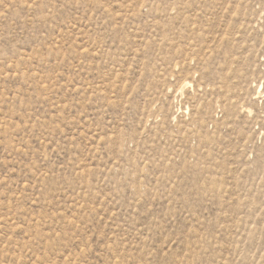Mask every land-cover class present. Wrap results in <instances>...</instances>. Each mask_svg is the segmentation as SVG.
Segmentation results:
<instances>
[{
  "label": "rangeland",
  "instance_id": "rangeland-1",
  "mask_svg": "<svg viewBox=\"0 0 264 264\" xmlns=\"http://www.w3.org/2000/svg\"><path fill=\"white\" fill-rule=\"evenodd\" d=\"M0 264H264V0H0Z\"/></svg>",
  "mask_w": 264,
  "mask_h": 264
}]
</instances>
